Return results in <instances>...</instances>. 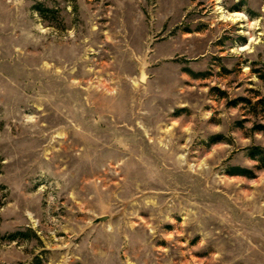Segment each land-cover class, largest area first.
<instances>
[{
  "label": "rangeland",
  "instance_id": "obj_1",
  "mask_svg": "<svg viewBox=\"0 0 264 264\" xmlns=\"http://www.w3.org/2000/svg\"><path fill=\"white\" fill-rule=\"evenodd\" d=\"M252 149L264 0H0V264H264Z\"/></svg>",
  "mask_w": 264,
  "mask_h": 264
},
{
  "label": "trees",
  "instance_id": "obj_2",
  "mask_svg": "<svg viewBox=\"0 0 264 264\" xmlns=\"http://www.w3.org/2000/svg\"><path fill=\"white\" fill-rule=\"evenodd\" d=\"M36 11L40 14V15H49L52 14V11H49L47 9H43L42 7H37ZM264 150L261 149H252L251 150V158L252 160H255L259 163H261V167L264 169ZM259 156V157H256ZM230 175L232 176H244V177H249L250 173L246 170H241V169H234L232 171V173H230Z\"/></svg>",
  "mask_w": 264,
  "mask_h": 264
},
{
  "label": "water",
  "instance_id": "obj_3",
  "mask_svg": "<svg viewBox=\"0 0 264 264\" xmlns=\"http://www.w3.org/2000/svg\"><path fill=\"white\" fill-rule=\"evenodd\" d=\"M107 220V217H102V218H98L95 220V223H102V222H105Z\"/></svg>",
  "mask_w": 264,
  "mask_h": 264
}]
</instances>
